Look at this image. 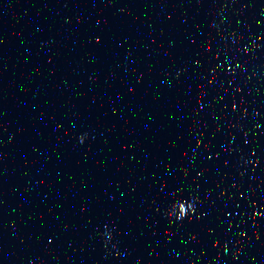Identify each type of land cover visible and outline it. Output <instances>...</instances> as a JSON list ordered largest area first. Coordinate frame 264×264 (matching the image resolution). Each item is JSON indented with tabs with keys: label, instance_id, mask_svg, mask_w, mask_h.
Returning <instances> with one entry per match:
<instances>
[{
	"label": "water",
	"instance_id": "water-1",
	"mask_svg": "<svg viewBox=\"0 0 264 264\" xmlns=\"http://www.w3.org/2000/svg\"><path fill=\"white\" fill-rule=\"evenodd\" d=\"M0 264H264V0H0Z\"/></svg>",
	"mask_w": 264,
	"mask_h": 264
},
{
	"label": "clouds",
	"instance_id": "clouds-1",
	"mask_svg": "<svg viewBox=\"0 0 264 264\" xmlns=\"http://www.w3.org/2000/svg\"><path fill=\"white\" fill-rule=\"evenodd\" d=\"M80 139H81V140H84V139H85V137H84V136H81V137H80ZM186 209H187V210L184 212V214H183V215H180V214H179V216H180V217H183V216H185V215L187 214L188 207H186ZM169 215H172V214H170V213H169Z\"/></svg>",
	"mask_w": 264,
	"mask_h": 264
}]
</instances>
